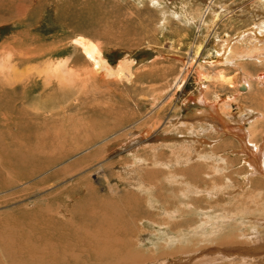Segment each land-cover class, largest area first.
Wrapping results in <instances>:
<instances>
[{
    "label": "rangeland",
    "instance_id": "rangeland-1",
    "mask_svg": "<svg viewBox=\"0 0 264 264\" xmlns=\"http://www.w3.org/2000/svg\"><path fill=\"white\" fill-rule=\"evenodd\" d=\"M209 2L0 0V264H264V177L239 139L194 121L205 101H187L201 80L227 121H258L264 146V54L239 69L224 63L243 43L223 57L213 47L264 20V0H213L206 13ZM80 37L128 74L96 73ZM215 72L231 79L205 78Z\"/></svg>",
    "mask_w": 264,
    "mask_h": 264
},
{
    "label": "bare ground",
    "instance_id": "bare-ground-1",
    "mask_svg": "<svg viewBox=\"0 0 264 264\" xmlns=\"http://www.w3.org/2000/svg\"><path fill=\"white\" fill-rule=\"evenodd\" d=\"M213 0H210L207 8H206V13H210L212 12V9H213ZM214 15V14H213ZM257 15H260V12L257 13ZM188 16V15H186ZM188 20H191L194 22V19L191 18V17H188ZM190 21V22H191ZM197 22V21H195ZM196 25V24H195ZM197 26L200 27H204L205 26V20L203 19V16L198 24L197 22ZM213 26V25H212ZM237 38V37H236ZM226 39V38H225ZM225 39H220V40H216V42L214 43V49L215 51L217 52V56H225V54L231 52V54L234 52V48L235 46L233 44L236 43H243L244 46L247 48L245 51H242V53H238L237 55V58H231V56L227 57L225 59V65H231V66H236L239 67L240 65H238L237 63H239L241 60H251V59H258L260 58V56H263L264 54V20L260 21L258 24H256L252 29H250L249 31H245L243 32V34H241L238 39H235L234 42H227L225 41ZM76 43L77 45H79L84 53L86 54V56L93 61V70L96 71V73H100L102 75H104L103 77H112V76H120L122 77L123 75L126 76L128 74V63L126 61H121V63L119 64L118 67L116 68H113L109 65V63L107 62V60H105L102 55H101V52L99 50V48L96 46V44H93L91 41L89 40H86L85 38H82L80 37L79 39L76 40ZM234 46V48L231 50L230 47ZM215 53V52H214ZM230 54V55H231ZM195 55V54H194ZM193 57V56H192ZM195 59L198 58L197 57V54L194 56ZM201 57V56H200ZM218 58V57H217ZM194 59V58H193ZM193 59H190V60H193ZM201 60V59H200ZM7 61V60H6ZM206 62V61H205ZM263 62V61H262ZM2 63V62H1ZM200 63H203L202 61ZM187 64V63H186ZM211 64H212V61H211ZM193 65V64H192ZM1 66V65H0ZM191 66V65H190ZM203 69V71L207 72L208 70L201 64L200 65ZM214 66V65H212ZM6 68V67H5ZM4 68V69H5ZM64 68L65 66L64 65H52L50 66V69L47 70V72L51 75V76H56V77H60L61 80H63V78H65L67 75L64 71ZM209 69H212L210 70L211 72H214L216 71L217 69L216 68H209ZM239 69H241L239 67ZM3 70V69H2ZM187 70V69H186ZM185 70V71H186ZM244 70V69H242ZM222 71V70H221ZM224 71V70H223ZM209 72V71H208ZM5 73V72H4ZM245 72L243 71H240L238 73V79L240 80L239 83H237V86H236V89L239 90L240 93H248L250 90H251V85L249 84V80H247L245 78V75H244ZM5 75V74H4ZM11 76V74H10ZM9 76V77H10ZM182 76V75H181ZM7 77V75L5 76ZM211 77V78H210ZM8 78V77H7ZM18 78V77H17ZM181 77L178 76L177 78V83L179 82V79ZM202 78V77H201ZM206 79H210V80H220V81H229L231 79V77H227L225 76L224 74H222L221 72H215L213 74H209L205 77ZM14 79V77H13ZM19 79V78H18ZM17 79V80H18ZM205 80V79H203ZM233 80V79H232ZM217 82V81H216ZM233 82V81H232ZM11 83V82H10ZM13 83V82H12ZM219 83V82H218ZM231 83V82H230ZM225 84V83H224ZM199 86H202L204 88L203 89H199V93L196 95V94H192L190 95L189 97H187V101H191L193 98H196L198 100H203L205 101V103L203 104V106H206V108H208V111L209 112H212L215 114L218 113V107L220 106L219 110L221 111V114L223 116L225 115H229L230 113L227 112V108H225L226 104H224L225 102H223V100H213V101H210L208 100V98L206 97V93L208 92V87L206 86V84L204 82H202L200 80V83H199ZM11 87V86H10ZM244 87V89H243ZM203 91L205 92V95L203 94ZM239 93L238 94H235L233 97L236 99L239 97ZM7 97V96H6ZM232 98V99H234ZM234 99V100H235ZM231 100V99H230ZM232 101V100H231ZM2 102V101H1ZM229 102V101H228ZM5 103V102H4ZM8 103V102H7ZM9 105V104H8ZM11 106V105H10ZM230 108L232 107V105L229 106ZM229 108V109H230ZM207 111V116L208 118L210 117L212 119V121L214 120L215 121V125L214 127H219L222 129H226L227 131H229L228 134H231V135H234L235 138L239 139L242 144H241V148H242V151L240 152H245L247 155H248V158L245 159V162L247 164V166L251 169V173H253V175H260L261 177L263 176L264 177V146L263 144L261 145H258L254 142V138L256 137L257 135V129L259 127L258 125V121H255L254 123H251L249 125H246V121L247 120H243V119H239V118H234L230 121H227L226 119V116L223 118L217 116V118L215 119V116H210V114H208L209 112ZM246 116V115H245ZM243 116V117H245ZM231 117V116H230ZM228 118V117H227ZM238 119V120H236ZM172 120V119H170ZM252 122V121H250ZM174 123V121H173ZM234 123V124H232ZM172 124V123H171ZM192 127V126H191ZM197 127V126H196ZM247 128V130L249 131V136H248V141L246 140V134H245V130L244 128ZM195 128V127H193ZM175 134H178V133H175ZM248 134V133H247ZM194 135V134H193ZM145 136V134L143 135ZM219 136V135H218ZM207 139V138H206ZM196 140L198 141H201L203 143L204 142V139H199L197 138ZM246 140V141H245ZM239 141V142H240ZM210 142V141H209ZM145 150V149H144ZM147 152V151H146ZM237 153V152H236ZM134 154V153H133ZM137 154V153H136ZM141 157V156H140ZM139 159V158H138ZM128 165H123L122 167L125 168V167H129V163H127ZM114 167V166H113ZM118 167V166H117ZM128 168V169H129ZM118 171V169H117ZM249 173V172H248ZM251 173H249L251 175ZM248 175V174H247ZM107 177V176H106ZM247 177V176H246ZM251 177V176H250ZM247 179H250L249 177ZM263 179V178H262ZM107 182V184L109 185V189H110V192L111 194H114V195H117L118 196V186L116 185H112L111 182L108 183L107 180H104ZM86 208H91L89 206H86ZM92 209V208H91ZM105 209H108L105 208ZM97 214V213H95ZM106 220L103 219L101 220L99 223L101 224H104ZM72 227V226H71ZM70 229V228H69ZM89 231V230H88ZM98 231V230H97ZM71 232V231H70ZM74 232V231H73ZM76 233V232H75ZM74 233V234H75ZM89 233V232H88ZM87 233V234H88ZM79 235V234H77ZM94 236V235H92ZM101 236V235H100ZM105 236V235H104ZM99 238V236L97 237ZM264 244V243H263ZM263 246V245H262ZM264 247V246H263ZM262 248H256V247H245L244 249L246 250L245 252H242V254H249V255H257L258 252H261L262 251ZM250 248V249H248ZM236 249H238V247H236ZM261 250V251H260ZM213 251H217V249L213 250ZM220 255L224 256L226 255L225 253L223 254V250H218ZM226 252V251H224ZM234 252V251H232ZM199 256V255H198ZM211 257V256H210ZM220 257V256H219ZM232 257V256H231ZM235 258V256H233ZM246 257V256H245ZM243 257V258H245ZM200 258V257H199ZM208 258V257H207ZM236 258H239V257H236ZM192 259V258H191ZM247 259V258H246ZM172 261V259H169ZM175 260H179V259H175ZM174 260V261H175ZM194 260V259H193ZM201 260V259H200ZM210 259H205V261H208ZM239 260V259H238ZM204 261V260H203ZM204 261V262H205ZM179 261H177L176 263L174 264H180L178 263ZM202 262V261H201ZM172 263V262H171Z\"/></svg>",
    "mask_w": 264,
    "mask_h": 264
},
{
    "label": "crops",
    "instance_id": "crops-1",
    "mask_svg": "<svg viewBox=\"0 0 264 264\" xmlns=\"http://www.w3.org/2000/svg\"><path fill=\"white\" fill-rule=\"evenodd\" d=\"M215 113H216V112H215ZM199 115H200V114H199ZM213 116H214V115H213ZM217 116H221V115L219 114V115H216L215 117H217ZM199 117L205 120V121H203L204 123L206 122V124H207L208 122H212V123H213V126H216V125H215V121H214V120L212 121V119H211V118H208L207 116H204V117H202V116H196L195 119H194V121L198 120ZM222 117H224V116H222Z\"/></svg>",
    "mask_w": 264,
    "mask_h": 264
},
{
    "label": "water",
    "instance_id": "water-1",
    "mask_svg": "<svg viewBox=\"0 0 264 264\" xmlns=\"http://www.w3.org/2000/svg\"><path fill=\"white\" fill-rule=\"evenodd\" d=\"M243 89H244V87H243Z\"/></svg>",
    "mask_w": 264,
    "mask_h": 264
}]
</instances>
